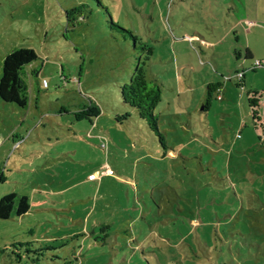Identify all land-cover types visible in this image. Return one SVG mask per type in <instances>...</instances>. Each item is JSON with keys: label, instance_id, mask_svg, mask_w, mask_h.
I'll list each match as a JSON object with an SVG mask.
<instances>
[{"label": "rangeland", "instance_id": "rangeland-1", "mask_svg": "<svg viewBox=\"0 0 264 264\" xmlns=\"http://www.w3.org/2000/svg\"><path fill=\"white\" fill-rule=\"evenodd\" d=\"M256 8L264 0H0V76L19 47L39 70L25 74L27 108L0 98V197L30 204L0 219V264L14 240L54 247L61 264H264V132L223 101L243 89L229 48ZM139 62L161 87L166 148L120 98ZM262 71L247 78L264 86ZM211 82L227 86L204 111Z\"/></svg>", "mask_w": 264, "mask_h": 264}, {"label": "trees", "instance_id": "trees-1", "mask_svg": "<svg viewBox=\"0 0 264 264\" xmlns=\"http://www.w3.org/2000/svg\"><path fill=\"white\" fill-rule=\"evenodd\" d=\"M76 8L72 9L74 12ZM133 39L136 37L133 36ZM141 48L145 49L149 54L153 49L141 43ZM239 51L234 50V55L239 56ZM148 55L145 59H149ZM244 58L251 60L248 51H245ZM38 59L37 52L31 47H19L6 53L2 61V72L0 76V98L4 102L14 103L20 108H27L29 105L28 85L25 74L29 71L28 67ZM146 63L139 62L128 82L120 87V98L123 106L133 109L138 117L144 121L147 127L158 137L159 143L166 148L163 135L159 131V116L156 113V107L161 101V87L155 80H150L146 74ZM38 69L33 68L29 71V75L38 77ZM237 73V72H236ZM243 77V72H242ZM242 77L239 78L237 85H242ZM219 83L207 84V95L205 97L202 109L207 111L211 104V94L217 90ZM264 89H250L246 92L251 122L255 129H261L264 132V115L262 112L261 95ZM90 112L98 114L96 107H90ZM81 114H77L80 117ZM87 112L83 113V116ZM128 116L124 114L123 117ZM164 156V154H162ZM264 180V168L262 170ZM30 211L29 197L26 194H18L10 192L0 197V219H9L12 216H25ZM55 237V236H52ZM56 239V238H55ZM10 253L13 259L10 264H61L58 254H53L54 247L44 244L38 240H14L9 245ZM50 262V263H49ZM69 260H65L63 264H67Z\"/></svg>", "mask_w": 264, "mask_h": 264}, {"label": "crops", "instance_id": "crops-1", "mask_svg": "<svg viewBox=\"0 0 264 264\" xmlns=\"http://www.w3.org/2000/svg\"><path fill=\"white\" fill-rule=\"evenodd\" d=\"M232 7L234 8V6ZM251 13L252 14L247 13L245 16L238 18L239 20L236 25L238 26L239 30L237 32H234L235 45L229 48V50H231L233 53V57L236 59V61H238V64L242 65L241 66L242 70L240 71L243 72L242 85L239 86L243 87V89L240 94L239 93L237 94V97L236 96L234 98L228 97L223 100L220 92L222 89H225L227 85L226 83L220 82L217 90L213 92L214 96H212L213 98L221 97V99L226 103L225 106H230V104L228 103L230 99L232 101H235V103L233 102V104H231L230 108L233 109L234 113L237 112L240 115L243 112L249 113L247 99H246V92L250 89H258V90L264 89V86H258L256 82L251 81L252 79L250 80L249 78H247V73H246V70L249 69L250 71H252L251 74H255V71H257L259 67L264 68V66L252 67L253 62L255 60H264V9L260 11L258 8H256L255 10H252ZM234 50L239 51L240 53L239 56L234 55ZM246 50L248 51L251 60H246L244 58V54ZM32 67L33 66L30 65L28 67V70L31 71L30 68ZM262 72L264 74V71ZM237 84L236 86H238ZM260 99L262 103V112L264 115V93H262ZM263 140H261V142L264 144ZM262 159L263 160L260 159V161H264V157Z\"/></svg>", "mask_w": 264, "mask_h": 264}, {"label": "built area", "instance_id": "built-area-1", "mask_svg": "<svg viewBox=\"0 0 264 264\" xmlns=\"http://www.w3.org/2000/svg\"><path fill=\"white\" fill-rule=\"evenodd\" d=\"M248 23H251V22H248ZM259 66H264V60H255L253 62V66L252 67H259ZM237 77L241 78L242 77V72H237ZM45 84H46V81L43 80V85H45ZM103 172H105L106 174H109V175L113 174L112 169H110L109 167H107L105 169V171H103ZM100 173H102V172H99L98 174H100Z\"/></svg>", "mask_w": 264, "mask_h": 264}]
</instances>
